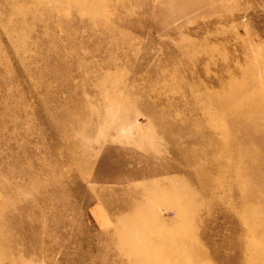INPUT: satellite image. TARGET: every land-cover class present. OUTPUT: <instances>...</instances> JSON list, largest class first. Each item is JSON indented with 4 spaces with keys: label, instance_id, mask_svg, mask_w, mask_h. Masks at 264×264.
<instances>
[{
    "label": "rangeland",
    "instance_id": "1",
    "mask_svg": "<svg viewBox=\"0 0 264 264\" xmlns=\"http://www.w3.org/2000/svg\"><path fill=\"white\" fill-rule=\"evenodd\" d=\"M0 264H264V0H0Z\"/></svg>",
    "mask_w": 264,
    "mask_h": 264
}]
</instances>
